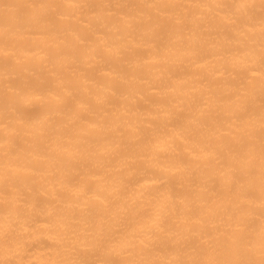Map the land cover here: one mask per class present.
I'll use <instances>...</instances> for the list:
<instances>
[{
	"label": "bare ground",
	"instance_id": "obj_1",
	"mask_svg": "<svg viewBox=\"0 0 264 264\" xmlns=\"http://www.w3.org/2000/svg\"><path fill=\"white\" fill-rule=\"evenodd\" d=\"M0 264H264V0H0Z\"/></svg>",
	"mask_w": 264,
	"mask_h": 264
}]
</instances>
